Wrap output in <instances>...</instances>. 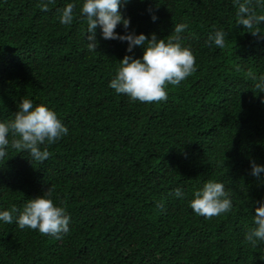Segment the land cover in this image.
<instances>
[{"label":"trees","instance_id":"16d2710c","mask_svg":"<svg viewBox=\"0 0 264 264\" xmlns=\"http://www.w3.org/2000/svg\"><path fill=\"white\" fill-rule=\"evenodd\" d=\"M41 2L0 0V122L29 99L69 131L41 145L50 152L43 163L8 149L0 212L15 207V218L50 188L69 231L56 239L0 221V264H264V243L246 240L264 202V173L250 174L251 161L264 165V93L254 87L264 75V22L253 37L237 24L234 0L122 4L137 35L167 42L175 25L186 24L179 43L195 57L196 71L167 85L166 101L141 103L109 84L119 61L144 49L129 53L126 41L105 40L97 27L98 48L89 51L84 0H54L49 11ZM68 3L76 4L74 19L62 25L58 9ZM253 6L264 14V0ZM217 30L226 34L222 49L208 41ZM116 32L126 34L123 25ZM208 181L223 183L232 202L211 219L190 207Z\"/></svg>","mask_w":264,"mask_h":264},{"label":"clouds","instance_id":"9594fccd","mask_svg":"<svg viewBox=\"0 0 264 264\" xmlns=\"http://www.w3.org/2000/svg\"><path fill=\"white\" fill-rule=\"evenodd\" d=\"M129 0H84L80 8L81 14L87 21V47L89 51H96L99 42L96 39V29H101V36L105 40H120L127 42V51L131 53L134 47L144 49L141 58L125 55L120 60V67L115 78L110 81L109 87L117 94L126 95L131 102L153 103L166 101L167 85L178 86L196 71L195 57L190 49L182 47L179 43L180 33L186 30V24L174 26L175 36L167 42L160 39L155 33L149 36L141 33L129 32L130 18L121 12V6ZM254 0H234L237 6V24L247 29L253 37H261L259 25L264 22V14L258 15L253 6ZM54 0H42L39 7L42 11H49V5ZM75 3H68L58 9L59 22L70 25L74 19ZM152 12V9H149ZM152 20L157 16L153 14ZM118 25H123L124 35L116 32ZM225 33L217 30L208 37L217 48H224ZM175 41V42H174ZM249 76L256 80L257 77L249 72ZM259 93H264V75L259 77L255 84ZM264 103V101H262ZM68 128L62 124L57 115L44 105L33 108L29 99H22L14 119L4 123L0 122V159L7 156L8 149L17 152H28L32 161L43 163L50 157L47 147L41 145L54 144L62 137L68 135ZM11 138V139H10ZM264 173V165L251 161V175L259 178ZM51 189L48 188L43 195L28 199L23 210L14 218L13 213L18 209L0 212V221L12 224L14 219L20 229L30 228L38 230L40 234L60 239L62 234L69 231L70 217L64 207L56 206L51 199ZM174 195L182 198L184 193L180 188L175 189ZM190 207L196 215L211 219L231 210L232 202L227 198L223 183L208 181L202 189L196 190ZM160 205H158L159 207ZM254 223L256 227L246 234V240L254 247L264 243V202H259L255 209Z\"/></svg>","mask_w":264,"mask_h":264}]
</instances>
